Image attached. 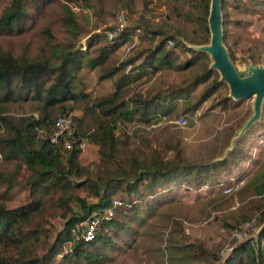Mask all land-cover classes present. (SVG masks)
<instances>
[{"label":"trees","instance_id":"obj_1","mask_svg":"<svg viewBox=\"0 0 264 264\" xmlns=\"http://www.w3.org/2000/svg\"><path fill=\"white\" fill-rule=\"evenodd\" d=\"M47 1L9 0L0 11V36L19 35L26 19L35 20L40 6ZM157 1V5L167 8L163 27L149 29L143 18L114 42H104L103 33L93 32L86 35L85 46L81 45L79 24L74 12L65 5L62 27L70 37L64 41H58L53 32L44 29L47 39L35 51L25 48L14 52L10 46L0 47V158L3 162H16L12 172L0 171V264L98 263L119 240L117 237L122 236L120 232L127 231L130 222L142 221L139 214L148 212L151 194L167 188L175 177L194 176L196 182H204L203 174L214 172L212 177L218 178L221 172L217 170L227 166L229 156L210 163L187 161L178 141L166 145L172 151L169 157H164L156 147L149 151L133 147L125 131V124L133 120L148 122L156 116L170 115L176 100L185 99L199 85H204V89L191 108L215 88L227 85L210 68L207 53L188 46L209 42L210 0ZM251 1H232L231 5L237 9L244 5L242 2ZM148 4L144 0L146 11ZM227 4L222 0L223 42L235 62L227 45L226 26L232 22L224 11ZM141 23L145 24L143 28ZM141 28V42L147 44L123 62H116L115 47ZM56 31L59 32L58 27ZM169 41L173 46H168ZM85 68L96 70L100 79L112 78L114 91L98 97L87 94L85 85L79 84ZM163 69L179 73L188 70L189 76L185 78L191 82L186 84L188 80L184 78L153 95L135 92L127 98L120 96L137 78ZM70 97L77 103L84 101L85 115L72 117L76 137L97 148L99 162L95 173L80 163L81 149L77 143L64 151L49 138L55 114H62V102ZM16 98L22 103L33 101L34 113L12 114L9 107ZM22 166L29 171L24 181L27 198L24 203L9 207L8 193L16 180L15 171ZM78 190L87 191L95 201L79 196ZM114 199L120 200L121 205L113 208L114 214L109 216L107 210ZM172 199L170 196L168 200ZM72 203L80 207L81 215L72 214ZM56 218L64 219V224L53 232L52 219ZM84 221L95 224L94 236L89 241L83 239L79 229ZM65 246L69 251H64ZM185 246L191 257L206 254L204 250H194L193 244ZM223 263L264 264V224L255 239L234 243Z\"/></svg>","mask_w":264,"mask_h":264},{"label":"rangeland","instance_id":"obj_2","mask_svg":"<svg viewBox=\"0 0 264 264\" xmlns=\"http://www.w3.org/2000/svg\"><path fill=\"white\" fill-rule=\"evenodd\" d=\"M8 1L0 0V11ZM148 1L146 11L144 0H127L126 3L125 0H48L40 6L35 20L26 19L25 28L19 35L0 36V47L10 46L14 52H21L25 48L35 51L37 47L44 46L47 39L44 29L53 32L58 41H64L70 37L62 27L65 5L75 14L80 30L78 40L84 46L86 35L93 32L103 33V41L108 42L105 31L114 25L120 13L126 17L125 31L143 18L148 22L149 29L163 27L166 6L157 5V0ZM226 1L228 4L224 11L227 18L232 20L226 26L227 45L237 70L245 74L246 67L251 63L264 66V0L242 2L244 5L237 9L231 5V0ZM127 3L130 7L126 6ZM167 21L170 22L169 19ZM144 25L141 23L142 28ZM57 27L59 32L56 31ZM142 28L130 33L132 35L125 40V43L136 41L130 56L147 44L141 42ZM123 44L116 46L113 53V59L118 63L126 60L123 58ZM190 45L195 44L188 43ZM187 76L188 70L179 73L163 69L153 75L147 73L126 86L120 96L127 98L135 92L153 95L171 88ZM185 80H188L186 84L191 82L188 78ZM80 81L79 84L85 85V92L91 97L109 95L114 91L113 79H100L96 70L83 69ZM203 89L204 85H199L185 99L178 98L176 108L170 115L156 116L148 122L133 120L125 124V131L133 147H141L145 151L156 147L164 157L172 154L170 149L165 148L166 145L176 141L189 162L210 163L211 160L229 156L227 166L217 170L221 176L212 177L214 172L203 174L204 182H196L194 176L172 179L167 188L148 197V212L139 214L142 221L130 222V227L120 232L122 236L117 237L119 240L110 246L106 256L94 264H224L234 243L257 237L264 224V100L259 119L232 143L253 112V96L234 100L225 85L215 88L206 99L191 108L199 100ZM19 100L16 98L10 105L12 114L34 113L33 101L22 103ZM83 102L77 103L71 97L65 100L62 102V114L56 113L54 121L63 114L84 116ZM179 117L186 119V127L180 128L174 124ZM52 130L53 125L50 134ZM98 162L96 146L86 140L81 149L80 163L89 166L95 173ZM15 166L16 162H3L0 158V171L12 172ZM15 173L16 180L7 198L9 207L18 206L27 198L24 181L29 171L22 166ZM233 185L239 187L226 192L227 187ZM77 194L90 202L95 201V197L88 196L87 191L78 190ZM170 196H173L172 200H168ZM72 207V214L81 215L79 206L72 203ZM52 223L53 232H57L63 226L64 219H52ZM87 223L84 221L80 224L82 233ZM188 244H193L194 250H204L206 254H202L201 258L191 257L185 248ZM64 251H69L68 246Z\"/></svg>","mask_w":264,"mask_h":264},{"label":"water","instance_id":"obj_3","mask_svg":"<svg viewBox=\"0 0 264 264\" xmlns=\"http://www.w3.org/2000/svg\"><path fill=\"white\" fill-rule=\"evenodd\" d=\"M207 22L210 33L209 42L189 47L208 54L211 60L210 68L216 70L220 75L219 80L227 84L231 98L241 100L253 96V112L232 139L231 142L234 143L260 117L264 100V66L251 63L246 67L245 74H240L230 59L223 42L222 0H210Z\"/></svg>","mask_w":264,"mask_h":264},{"label":"built area","instance_id":"obj_4","mask_svg":"<svg viewBox=\"0 0 264 264\" xmlns=\"http://www.w3.org/2000/svg\"><path fill=\"white\" fill-rule=\"evenodd\" d=\"M231 1H237V0H231ZM126 17L123 13H120L117 18H116V22L114 23V25L112 27H110L109 29H107L105 31V36L107 37V39L110 42H114L116 39H118L121 34L125 31L126 29ZM126 41H124V54H123V58H127L130 56L131 51L135 48L136 46V41L132 40L128 43H125ZM171 46L172 42H168ZM174 124H176L178 127L180 128H184L186 127V119L184 117H179L178 119H176L174 121ZM75 131H76V127L75 124L73 122V117L70 115H60L58 116L54 123H53V130H52V134L50 135V141L61 145L63 147L64 151H68L73 149L74 147V143H77V146L80 149H83L85 144H86V140L84 138L82 139H78L75 135ZM237 187H239V185H233L227 187L226 192H230L232 190L237 189ZM121 205V201L118 199H114L113 200V206L107 210V214L109 216L113 215V208L120 206ZM88 226L84 229L83 233H82V237L85 241H89L93 238L94 234V223L88 222L87 223ZM238 237L239 233L236 234Z\"/></svg>","mask_w":264,"mask_h":264}]
</instances>
